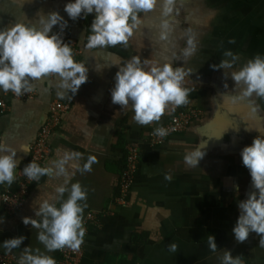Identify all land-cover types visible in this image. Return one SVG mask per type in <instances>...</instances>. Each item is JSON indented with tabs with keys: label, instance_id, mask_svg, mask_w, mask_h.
Here are the masks:
<instances>
[{
	"label": "crops",
	"instance_id": "0c3cea01",
	"mask_svg": "<svg viewBox=\"0 0 264 264\" xmlns=\"http://www.w3.org/2000/svg\"><path fill=\"white\" fill-rule=\"evenodd\" d=\"M65 2L0 0V27L17 21L35 23L38 11H57L68 21L69 37L88 69L86 81L75 94L58 87L56 74L31 81V100H14L9 91H0L8 107L0 115V142L16 148L19 158L12 183H0V194L15 188L50 103L68 100L70 107L49 136L50 154L41 167H54L53 161L65 151L79 152L81 166L88 156L95 157L89 171L68 169L72 173L69 185L79 182L87 190L82 220L91 210L100 216L98 226L88 227L79 264H221L224 249L239 256L241 264H264L260 235L250 232L238 243L231 233L237 201L253 190L239 153L253 137L264 135V97L253 93L235 99L240 89L226 75L254 55H264V0H173L167 17L161 16L158 0L153 10L138 14L139 23L126 44L103 48L84 46L91 13L71 20L63 11ZM163 20L168 21L169 31L162 40ZM189 39L193 51L184 57L182 50L189 47ZM225 50L238 59L230 69L214 70L210 65L230 59L223 55ZM133 56L145 68L171 61L190 72L181 84L189 89L187 103L201 114L186 131L169 136L159 146L148 144L147 132L165 122L178 106L169 105L158 121L141 125L132 119L130 106L121 108L110 99L117 66L109 64L123 65ZM126 146H137L140 157L128 205L122 207L113 200ZM25 147L27 153L21 151ZM198 149L203 155L197 165H190L185 156ZM166 174L171 179L166 180ZM63 179L55 172L42 175L30 187L23 210L15 215H6L0 206V242L25 237L19 248L0 247V252L19 257L24 246L45 251L36 239L39 229L22 223L21 218L32 217L43 200H53ZM209 234L214 236L215 251L208 247ZM170 243L176 244L174 252L168 250Z\"/></svg>",
	"mask_w": 264,
	"mask_h": 264
},
{
	"label": "clouds",
	"instance_id": "9594fccd",
	"mask_svg": "<svg viewBox=\"0 0 264 264\" xmlns=\"http://www.w3.org/2000/svg\"><path fill=\"white\" fill-rule=\"evenodd\" d=\"M158 0H66L63 11L71 20L92 14L86 37L87 48L115 46L126 44L133 29L139 23L138 14L153 10ZM173 0H159L160 14L167 17L172 11ZM35 23L14 22L9 26L0 27V91H11L17 96L31 90V81L54 73L59 78L58 87L67 93L75 94L79 86L87 79L88 69L82 62H76L72 56L69 42H64L62 31L67 26L65 20L57 11H38ZM58 25L59 32L52 31ZM160 39H165L169 31L167 20H163ZM229 40V43H232ZM189 47L182 50L187 57L193 51V41L188 40ZM225 57L218 64L210 65L214 70L230 69L238 59L230 50H225ZM117 66L114 73V84L110 89V99L113 104L131 107L132 119L141 125L158 121L169 105L180 106L188 102L189 89L181 82L186 75L182 66H173V62L156 63L145 68L138 57L120 65L113 62L109 66ZM226 74V73H225ZM233 84L240 89L235 99L251 96L264 97V55H254L244 62L237 70L227 73ZM58 92L57 95H63ZM247 130V129H245ZM258 131V130H257ZM154 132L158 136L166 135V129L157 127ZM259 132V131H258ZM262 133V132H259ZM264 134V133H262ZM16 148L0 142V183L11 184L14 179L13 170L17 168L19 158ZM27 153L25 147L21 150ZM79 152L65 151L63 156L53 161L54 167H41L30 160L20 169L30 180H38L42 175L63 176V182L55 188L57 194L53 200H43L32 217H22L21 222L39 229L36 239L44 246L39 248H22L17 264H56L49 252L68 247L78 249L83 241L85 228L82 223V203L86 199L87 190L79 182L69 185L72 173L68 169L89 171L95 161L94 156H88L81 166L78 161ZM203 153L198 149L185 156L190 165H197V160ZM240 160L248 170L252 191L246 198L237 201L238 215L231 228L236 242H243L250 232L261 236L260 244L264 246V135L253 137L250 144L240 149ZM166 180L171 179L167 174ZM238 189V185H233ZM67 193L64 197L63 194ZM59 201V206H57ZM3 217H0V222ZM25 239L23 235L7 238L0 242V247L6 250L19 248ZM208 247L215 251L217 245L214 236H207ZM169 251L176 250V244L167 245ZM221 264H241L239 256H233L231 251L224 249L220 258Z\"/></svg>",
	"mask_w": 264,
	"mask_h": 264
},
{
	"label": "built area",
	"instance_id": "2783aa9c",
	"mask_svg": "<svg viewBox=\"0 0 264 264\" xmlns=\"http://www.w3.org/2000/svg\"><path fill=\"white\" fill-rule=\"evenodd\" d=\"M92 20V14L90 15V22ZM55 31L59 32L58 25ZM62 38L64 42H69V46L72 49V56L74 61L82 62L80 58L81 50L77 48L74 42L70 39L67 26L63 29ZM52 76L54 73H49ZM8 95L14 100H31L33 93L31 91L22 92L17 96L10 90ZM71 101H53L48 107V115L40 126L34 142L29 148V157L27 163L32 160L40 166L45 162L50 154V145L48 142L49 136L53 130H55L61 120L62 114L70 107ZM264 105V100H263ZM6 103L0 98V115H2L7 109ZM200 110L188 103L178 106L173 113L168 116L167 120L160 125L151 128L147 132V142L150 146H158L168 138L169 136L182 133L187 130L190 123L199 118ZM157 127H163L166 129V135L158 136L154 129ZM140 157V149L137 146L125 147V161L124 167L120 171L118 176L117 193L114 196L113 203L116 206L128 205L129 194L133 185L134 176L137 171L138 162ZM26 163V164H27ZM22 169V168H21ZM37 182V180L28 179L21 170H19V177L16 182V186L13 190H6L0 194V206L2 211L8 215H15L21 212L24 208L26 197L30 187ZM110 215L111 212L108 211ZM101 215V214H100ZM102 216V215H101ZM99 213L97 211H88L82 220L85 233L83 240L88 232L89 226L99 225ZM83 251V241L78 249H71L64 247L62 249L54 250L53 258L56 260V264H79ZM18 256L13 252H0V264H17Z\"/></svg>",
	"mask_w": 264,
	"mask_h": 264
},
{
	"label": "trees",
	"instance_id": "16d2710c",
	"mask_svg": "<svg viewBox=\"0 0 264 264\" xmlns=\"http://www.w3.org/2000/svg\"><path fill=\"white\" fill-rule=\"evenodd\" d=\"M123 167H124V164H123V166H122V168H121V170L123 169ZM117 193V192H116ZM116 195V194H115ZM133 264V263H132Z\"/></svg>",
	"mask_w": 264,
	"mask_h": 264
},
{
	"label": "bare ground",
	"instance_id": "6f19581e",
	"mask_svg": "<svg viewBox=\"0 0 264 264\" xmlns=\"http://www.w3.org/2000/svg\"><path fill=\"white\" fill-rule=\"evenodd\" d=\"M198 108V107H197ZM199 109V108H198ZM183 133V132H182ZM180 134V133H179ZM175 135H177V134H175ZM163 143V142H162ZM159 146V145H158Z\"/></svg>",
	"mask_w": 264,
	"mask_h": 264
}]
</instances>
